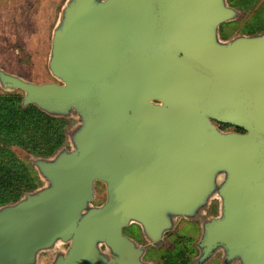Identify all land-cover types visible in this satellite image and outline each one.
<instances>
[{"label":"water","instance_id":"1","mask_svg":"<svg viewBox=\"0 0 264 264\" xmlns=\"http://www.w3.org/2000/svg\"><path fill=\"white\" fill-rule=\"evenodd\" d=\"M244 14L229 0L63 2L53 79L0 67L23 108L74 122L68 145L30 159L42 185L0 206V264H155L146 247L178 220L200 225L196 264H264V31L221 36Z\"/></svg>","mask_w":264,"mask_h":264},{"label":"rangeland","instance_id":"2","mask_svg":"<svg viewBox=\"0 0 264 264\" xmlns=\"http://www.w3.org/2000/svg\"><path fill=\"white\" fill-rule=\"evenodd\" d=\"M65 0H0V67L19 74L35 82L51 81L47 70L51 32L59 9ZM237 8L245 10L244 16L225 24L226 37L238 34H252L264 31V0H230ZM0 94L2 90L0 89ZM70 126V125H69ZM13 152L20 160L29 161L32 156L20 146H14ZM48 151L47 153H49ZM35 181L33 185H38ZM106 199V188L96 184L94 203L99 205ZM211 213H216L217 202L213 203ZM127 233L144 242L141 230L134 225ZM201 235L198 223L181 222L177 231L170 236L159 250H150L149 258L158 264H195L197 257L195 246ZM66 248V246H63ZM50 253L40 257L39 264H48ZM209 264H222L217 256Z\"/></svg>","mask_w":264,"mask_h":264},{"label":"trees","instance_id":"3","mask_svg":"<svg viewBox=\"0 0 264 264\" xmlns=\"http://www.w3.org/2000/svg\"><path fill=\"white\" fill-rule=\"evenodd\" d=\"M22 100L20 91L0 94V206L18 201L42 185L34 166L20 160L13 147L20 146L32 157L50 156L68 145L66 132L74 124L34 105L23 108ZM35 181L38 185H33Z\"/></svg>","mask_w":264,"mask_h":264},{"label":"flooded vegetation","instance_id":"4","mask_svg":"<svg viewBox=\"0 0 264 264\" xmlns=\"http://www.w3.org/2000/svg\"><path fill=\"white\" fill-rule=\"evenodd\" d=\"M244 11H245V10H244ZM232 23H233V22H232ZM224 25H225V24H223V25L221 26V36H222L223 39H228V38H230V37H226V35L223 33V27H224ZM214 123H215L219 128H221L222 130H224V131H235V132H240V133H244V132H245V130H244L243 128L238 127V126H236V125H232V124L227 123V122H221V121L214 120ZM213 205H214V204H213ZM212 207H213V206H212ZM210 213H211V212H210ZM211 214H213V213H211ZM214 214H216V213H214ZM184 221H186V223L189 222V223H196V224H197V222H192V221H187V220H178L177 223H176V225H175V228H174L172 231L167 232V233L165 234V237H164V239H163V242H162V244H161L160 246L155 247V246L149 245V246L146 247V254H145L144 259H145L146 261H151V262H154L155 264H158V262H157L156 259H154V258H151V259H150V258H149V255L151 254L150 250L152 249V250L154 251V250H159V249H161V248L164 246L166 240H167L170 236H172V235L177 231V229H178L180 223H181V222H184ZM134 225H136V224H133V225H131V226H134ZM198 225H199V224H198ZM131 226H129V227H131ZM136 226H138V225H136ZM199 226H200V225H199ZM129 227H128V228H129ZM138 227L140 228V226H138ZM128 228H126V229L124 230V232H125L126 235H128V236H130L131 238L135 239V240H136L137 242H139L140 244H143V245H146V244H147V241L144 239L143 234H142V237H143L144 242L141 243L136 237L131 236V235H129V234L127 233V229H128ZM200 229H201V228H200ZM140 230H141V228H140ZM141 233H142V230H141ZM196 244H197V243H196ZM195 249H196V252H198L197 246H195ZM149 252H150V254H149ZM154 252H155V251H154ZM151 255H152V254H151ZM217 256L220 257V255H217ZM217 256H216L214 259H216ZM195 258H196V257H195ZM195 258H194V261H195ZM214 259H213V261H214ZM210 262H211V261H210ZM210 262H208L207 264H209ZM195 264H196V262H195Z\"/></svg>","mask_w":264,"mask_h":264}]
</instances>
